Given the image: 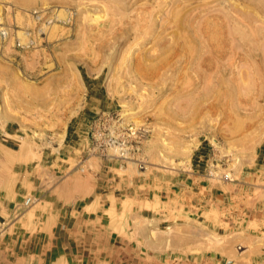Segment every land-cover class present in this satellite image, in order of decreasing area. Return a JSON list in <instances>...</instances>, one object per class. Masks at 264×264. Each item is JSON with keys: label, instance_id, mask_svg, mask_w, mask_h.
<instances>
[{"label": "rangeland", "instance_id": "374dc122", "mask_svg": "<svg viewBox=\"0 0 264 264\" xmlns=\"http://www.w3.org/2000/svg\"><path fill=\"white\" fill-rule=\"evenodd\" d=\"M0 264H264V0H0Z\"/></svg>", "mask_w": 264, "mask_h": 264}, {"label": "bare ground", "instance_id": "6f19581e", "mask_svg": "<svg viewBox=\"0 0 264 264\" xmlns=\"http://www.w3.org/2000/svg\"><path fill=\"white\" fill-rule=\"evenodd\" d=\"M62 16V11L61 10H59L58 11V13L56 14V19L58 20V18H60ZM50 22V21H49ZM51 23H52V21H51ZM53 24H55V23H53ZM52 26H55V25H52ZM188 26V25H187ZM197 27V26H196ZM195 27V28H196ZM198 28V27H197ZM200 28V27H199ZM149 30V29H148ZM193 30V29H192ZM201 30V29H200ZM206 30V29H205ZM150 31V30H149ZM197 31V30H196ZM198 31H199V29H198ZM148 32V31H147ZM201 32V31H200ZM148 33H150V32H148ZM194 33V32H193ZM151 34V33H150ZM149 34V35H150ZM153 34V33H152ZM196 34V33H195ZM204 35H205V33H203ZM209 34H211V33H209ZM18 35H20L19 37H21L20 39H23V37L21 36V33H19ZM154 35V34H153ZM186 35H187V33H186ZM190 35V34H189ZM197 35H199L198 33H197ZM203 35V36H204ZM191 36V35H190ZM210 36V35H209ZM211 37V36H210ZM188 38V37H187ZM177 39H178V37H177ZM186 42V41H185ZM183 43V42H182ZM189 43H191L190 41H189ZM187 44V43H186ZM184 44H182V46H183ZM188 45V44H187ZM191 45H193V44H191ZM194 46V45H193ZM191 47L192 48V50L194 51V47ZM190 49V46H188V50ZM186 50V49H185ZM187 50V51H188ZM190 51V50H189ZM198 52V51H197ZM193 54V53H192ZM190 55V54H189ZM129 57V56H128ZM195 56H193V58H194ZM198 57V56H197ZM191 58V57H190ZM207 60V59H206ZM205 61V60H204ZM220 62V61H219ZM231 63V62H230ZM227 65V64H226ZM163 66V65H162ZM201 66V65H200ZM142 67V66H141ZM141 67H139L138 69H141ZM111 145V144H110ZM121 145V144H120ZM112 147V149L114 150V151H116V152H119L120 150H119V148H120V146L116 143V141H113L112 142V145H111ZM123 147V146H122ZM124 154H125V152H124Z\"/></svg>", "mask_w": 264, "mask_h": 264}, {"label": "built area", "instance_id": "2783aa9c", "mask_svg": "<svg viewBox=\"0 0 264 264\" xmlns=\"http://www.w3.org/2000/svg\"><path fill=\"white\" fill-rule=\"evenodd\" d=\"M30 201H31V199L28 197V198L25 199L24 204L27 205V204L30 203Z\"/></svg>", "mask_w": 264, "mask_h": 264}]
</instances>
